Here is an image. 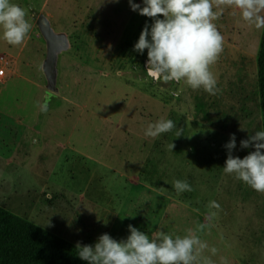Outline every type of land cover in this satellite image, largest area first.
<instances>
[{"label":"rangeland","instance_id":"rangeland-1","mask_svg":"<svg viewBox=\"0 0 264 264\" xmlns=\"http://www.w3.org/2000/svg\"><path fill=\"white\" fill-rule=\"evenodd\" d=\"M11 2L26 11L31 30L19 46L7 44L0 30V53L12 57L0 83V206L82 246L105 233L126 239L128 225L150 238L203 225L196 234L213 264H239L256 252L260 217L258 264H264V193L223 171L230 135L232 155L243 158L254 149H242L240 141L263 131L257 84L263 28L246 24L237 9L226 8L214 21L224 51L211 68L219 92L209 95L147 76V49L140 54L134 45L153 20L128 0ZM41 12L68 38L57 56L56 90L43 70ZM160 119L176 127L146 137L148 124ZM175 180H186L192 191L177 194ZM235 199L247 202L233 208Z\"/></svg>","mask_w":264,"mask_h":264},{"label":"clouds","instance_id":"clouds-1","mask_svg":"<svg viewBox=\"0 0 264 264\" xmlns=\"http://www.w3.org/2000/svg\"><path fill=\"white\" fill-rule=\"evenodd\" d=\"M128 2L133 11L153 20L150 30L146 24L134 45V51L140 54L147 49V76L155 82L183 81L192 90L202 89L209 95L219 92L211 68L224 51V37L214 21L226 8L237 9L246 24L264 28V0H143V7L133 0ZM0 30L7 44L22 45L31 30L26 11L11 0H0ZM50 101L51 97L46 96L40 105L42 112L48 111ZM174 127L172 120L160 119L149 123L144 135L156 138ZM224 147L228 151L224 173L264 193V131H256L240 141L242 149H254L243 158L232 155L236 148L235 134L230 135ZM172 187L177 194L192 191L186 180H175ZM210 207L219 209L220 205L212 201ZM202 228L203 225L189 229L183 236L158 231L150 238L128 225L130 234L126 239L117 241L105 233L94 246L77 243V256L88 264H213L203 255L208 244L196 234ZM210 251L215 255L218 250L213 247Z\"/></svg>","mask_w":264,"mask_h":264},{"label":"trees","instance_id":"trees-1","mask_svg":"<svg viewBox=\"0 0 264 264\" xmlns=\"http://www.w3.org/2000/svg\"><path fill=\"white\" fill-rule=\"evenodd\" d=\"M264 131V28L257 57ZM76 244L0 206V264H88Z\"/></svg>","mask_w":264,"mask_h":264},{"label":"water","instance_id":"water-1","mask_svg":"<svg viewBox=\"0 0 264 264\" xmlns=\"http://www.w3.org/2000/svg\"><path fill=\"white\" fill-rule=\"evenodd\" d=\"M36 23L46 40V58L43 70L48 80V88L56 90V61L58 52L68 47L67 35L63 32H55L50 20L44 13L37 14Z\"/></svg>","mask_w":264,"mask_h":264},{"label":"crops","instance_id":"crops-1","mask_svg":"<svg viewBox=\"0 0 264 264\" xmlns=\"http://www.w3.org/2000/svg\"><path fill=\"white\" fill-rule=\"evenodd\" d=\"M245 202H247V200H244V199H235L233 201V205L232 207L233 208H243L245 206ZM249 204L251 205V202L249 201ZM182 206L185 207V208H189L191 207L190 205H188L187 203H183L182 202ZM252 207V205H251ZM228 208V207H227ZM254 212V211H253ZM255 215V213H254ZM257 223H258V233H257V243H256V246H257V249H256V252L252 253V250H250V253H247L248 257H245V254L243 255V258L241 260H237V263H242V260L244 259V263L243 264H258L259 260H260V257H261V251H260V248H261V220H260V217H258V220H257ZM241 251H246V249H242V247L240 248Z\"/></svg>","mask_w":264,"mask_h":264},{"label":"built area","instance_id":"built-area-1","mask_svg":"<svg viewBox=\"0 0 264 264\" xmlns=\"http://www.w3.org/2000/svg\"><path fill=\"white\" fill-rule=\"evenodd\" d=\"M12 57L6 52L0 53V83H3L11 72Z\"/></svg>","mask_w":264,"mask_h":264}]
</instances>
